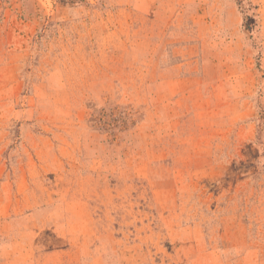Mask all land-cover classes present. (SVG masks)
Returning <instances> with one entry per match:
<instances>
[{"label":"rangeland","instance_id":"1","mask_svg":"<svg viewBox=\"0 0 264 264\" xmlns=\"http://www.w3.org/2000/svg\"><path fill=\"white\" fill-rule=\"evenodd\" d=\"M0 264H264V0H0Z\"/></svg>","mask_w":264,"mask_h":264},{"label":"trees","instance_id":"2","mask_svg":"<svg viewBox=\"0 0 264 264\" xmlns=\"http://www.w3.org/2000/svg\"><path fill=\"white\" fill-rule=\"evenodd\" d=\"M62 1L66 2V1H69V0H62ZM79 1H82V0H79Z\"/></svg>","mask_w":264,"mask_h":264}]
</instances>
